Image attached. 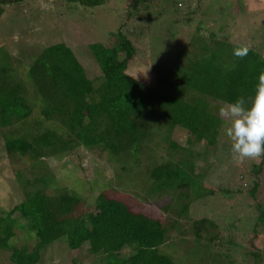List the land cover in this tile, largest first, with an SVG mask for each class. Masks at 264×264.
I'll return each instance as SVG.
<instances>
[{"label": "trees", "instance_id": "1", "mask_svg": "<svg viewBox=\"0 0 264 264\" xmlns=\"http://www.w3.org/2000/svg\"><path fill=\"white\" fill-rule=\"evenodd\" d=\"M79 1L89 6L103 3V0ZM130 1L132 6L127 3V9L133 8L136 13H131L137 15L141 2ZM185 1L188 6L191 5L192 0H178L176 12ZM204 1L197 0L199 4ZM128 14L133 15L129 9ZM143 29H125L123 36L119 34L121 42L130 51L121 59L112 57L113 49L106 43L89 46L102 71V77L95 85L84 75L63 42L48 45L42 51L39 63H43L40 72H45V79L37 85L39 90H35L38 98L29 97L22 83H0V127H24V131L17 135L9 131L10 138L3 135L5 152L10 157L26 156L32 160L29 171L32 178L24 183L37 186L40 182V187L46 191L44 185L55 181L46 169L36 170L34 158L71 159L80 148L87 149L88 154L106 156L105 161H113L122 153V157L137 155L141 153V147L147 148V142L156 131L155 123L159 124L161 120L167 122L170 129L177 126L204 145L206 142L216 146L221 119L204 110L201 99L231 102L244 96L250 101L254 96L258 76L264 72L262 58L252 49L244 59L235 57L233 49L238 45L225 39L211 40L210 45L197 50L189 47L187 54L191 57L186 55L178 68L154 66L153 74L159 84L145 86L126 73L127 65L130 67L129 62L135 57L131 36ZM204 42L208 43L207 40ZM7 73L0 67V76L5 75L0 79L9 78ZM34 77L35 74H29L30 80L33 81ZM186 95H191L193 99H187ZM196 97L201 98L195 100ZM48 100L59 102L48 105ZM28 101L31 106L26 108ZM37 104L42 108L45 119L54 120L55 127H46L31 138L27 135V120ZM162 140L170 144L168 136ZM199 155L197 152L192 154L191 159L175 160L173 163L156 158V162L147 167L152 194L157 200L168 197L176 217L173 221L168 220V216H154L150 210H143L138 200L129 202L116 194H99L94 197L93 210H82L83 205L88 206L87 198H80L76 193L63 191L52 197L70 195L73 198L52 201L47 192L38 189L30 191L26 187L24 198L0 214V250L9 251L12 264H38L42 260V251L54 241L64 239L73 252L87 244V252L93 256L90 264H179L175 260L179 258L177 253L174 251L171 254L166 250L167 239L171 232L181 231L183 223L179 222L178 216L188 210L185 203L188 195L184 192L191 188L194 199L206 193L205 188L197 184L194 174ZM47 163L41 162L44 166ZM263 164L264 157L257 165L253 164L252 170L259 173L264 168ZM245 185V193L254 198L258 183L254 181ZM224 190L229 192L226 188ZM235 191L242 192L241 189ZM208 192L205 195L214 193L211 190ZM255 213L252 236L264 241V202L256 205ZM220 229L214 218L208 215L203 214L192 221L193 247L190 251L184 247V259L192 264H243L240 255L230 248L241 246L248 264H264V244L262 248L257 247L247 233L236 236L229 233L224 237ZM16 231L24 235V244L18 245ZM31 239L35 243L29 250L26 243ZM224 239L230 247L224 245ZM73 262L76 263V259Z\"/></svg>", "mask_w": 264, "mask_h": 264}, {"label": "rangeland", "instance_id": "2", "mask_svg": "<svg viewBox=\"0 0 264 264\" xmlns=\"http://www.w3.org/2000/svg\"><path fill=\"white\" fill-rule=\"evenodd\" d=\"M177 1L140 0L142 6L137 15L131 13L135 11L133 8H128L129 13L133 14L131 17L128 16L127 9V3L128 6L132 4L130 0H103V3L95 6L82 4L79 0H0V67L9 74V78L0 79V83H22L27 88L29 97L38 98L35 90H39L37 85L45 79V72H40L43 63H39L42 51L48 45L63 42L69 47L84 75L93 80L95 85L102 77V71L89 46L93 43H106L113 49L112 57L121 59L130 54V51L121 42L119 34L123 36L125 29L136 27L144 29L131 36L135 57L129 62L130 67L127 65L126 73L145 86L159 84L153 74L154 66L178 68L177 65L183 64L186 55L187 58L191 57L187 54L189 47L197 50L210 45L211 40L215 42L225 39L238 46L248 45L264 62V0H205L202 4L192 0L189 6L186 1L181 4L180 10L176 12ZM114 33L117 34L114 36ZM111 36L114 38L111 39ZM29 74L36 75L33 79L36 83L29 79ZM185 97L193 99L191 95ZM200 98L196 97L195 100ZM201 100L204 101V110L217 116L219 107L226 103L204 97ZM48 102V105H53L59 101ZM26 106L30 107L31 102L28 101ZM41 110L39 104L35 105L27 120V135L31 138L46 127H55L54 120L45 119ZM155 127V134L147 142L146 149L141 147L140 154L127 157H122V153L114 158V162L105 161L106 156L103 155L88 154L87 149L83 148L78 149L71 159L62 158L58 161L56 157L34 158L36 170L46 169L55 179L44 185L46 191L40 187V182H37V186H29L23 182L32 178L29 174L32 160L26 156L10 157L5 152L3 135L10 138L9 131L17 135L24 131V127H0V214L19 203L24 198V189L28 187L30 191L38 189L47 192L51 197L67 190L68 193H76L80 198H87L88 206L83 205L82 210H93L94 197L99 194H116L129 202L138 200L143 210H150L154 216H168V220L173 221L176 217L168 197L157 200L152 194L147 167H151L156 158L161 162L170 160L173 163L175 160L191 159L192 154L198 152L200 155L194 169L197 184L205 188V194L209 190L214 193L209 196L202 194L194 199L191 188L184 192L188 195L185 202L188 210L178 216L179 222L183 223L181 231H169V246H166V250L177 253V263L192 264L184 259L183 250L184 247L186 251L192 249L191 223L203 214L214 218L224 237L229 233L235 236L247 233L248 237L253 238L252 242L262 248L263 238L254 237L251 232L256 205L264 202V168L257 174L252 170L253 164L257 165L262 157L259 160L236 163L231 144L223 135V129L227 127L226 121L221 120L216 146L207 145L206 142L204 145L177 126L170 129V125L163 120L159 124L156 122ZM166 136L170 139V144L169 141L162 140ZM42 161L48 162L46 166L41 164ZM254 181L258 183V190L252 198L245 193V184ZM225 188L229 192H225ZM239 189L242 192L235 191ZM72 198L70 195H63L52 197V201H68ZM17 233L18 245L24 244V235ZM222 242L228 246L226 239ZM34 243L31 239L26 243L27 248L31 250ZM87 246L84 244L73 252L64 239L54 241L42 251V260L38 264H90L93 256L87 252ZM230 248L240 255L243 264H248L241 246ZM73 259H76V263ZM0 264H12L8 250H0Z\"/></svg>", "mask_w": 264, "mask_h": 264}, {"label": "clouds", "instance_id": "3", "mask_svg": "<svg viewBox=\"0 0 264 264\" xmlns=\"http://www.w3.org/2000/svg\"><path fill=\"white\" fill-rule=\"evenodd\" d=\"M250 50L248 45H241L233 49V55L244 59ZM218 114L222 121L227 122L223 135L231 144L236 163L264 157V72L258 76L250 101L239 96L221 105Z\"/></svg>", "mask_w": 264, "mask_h": 264}]
</instances>
